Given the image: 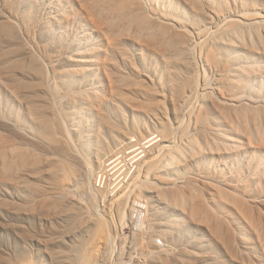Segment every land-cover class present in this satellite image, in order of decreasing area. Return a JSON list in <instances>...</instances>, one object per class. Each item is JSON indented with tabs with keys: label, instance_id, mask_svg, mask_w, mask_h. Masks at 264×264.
Segmentation results:
<instances>
[{
	"label": "rangeland",
	"instance_id": "374dc122",
	"mask_svg": "<svg viewBox=\"0 0 264 264\" xmlns=\"http://www.w3.org/2000/svg\"><path fill=\"white\" fill-rule=\"evenodd\" d=\"M0 153V264H264V0H0Z\"/></svg>",
	"mask_w": 264,
	"mask_h": 264
},
{
	"label": "bare ground",
	"instance_id": "6f19581e",
	"mask_svg": "<svg viewBox=\"0 0 264 264\" xmlns=\"http://www.w3.org/2000/svg\"><path fill=\"white\" fill-rule=\"evenodd\" d=\"M86 70H90V68L87 67ZM1 147H2V145H1ZM3 147H4V148H3V149L1 148V149L4 150V151H7V150L10 148L9 145H8V143H6V145H4ZM4 151H3V152H4ZM3 152H2V155H1V153H0V155H1L2 157H4V156H3ZM4 154H6V153L4 152ZM20 155H21V154H20ZM2 157H0V158H2ZM85 257H86V256H85ZM90 258H91V257H90ZM89 263H91V262H89Z\"/></svg>",
	"mask_w": 264,
	"mask_h": 264
}]
</instances>
